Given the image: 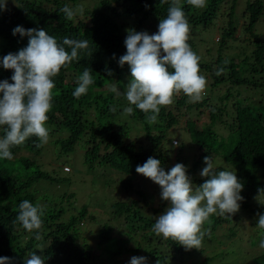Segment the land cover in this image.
<instances>
[{
  "label": "trees",
  "instance_id": "16d2710c",
  "mask_svg": "<svg viewBox=\"0 0 264 264\" xmlns=\"http://www.w3.org/2000/svg\"><path fill=\"white\" fill-rule=\"evenodd\" d=\"M78 1L8 0L6 10L0 11V62L7 54H15L27 47V36L22 38L19 34H12L17 26L25 30L41 26L58 43H62L66 37L88 40L89 48L82 50L77 60L62 68L53 78V106L48 113L46 127L64 134L63 138L52 141V145L58 148L55 157L65 156L69 150L78 146L82 150V161L88 167H93L91 164L95 161L97 167L106 165L120 174L117 181L109 182H113V186H121L127 191L126 194L134 192L137 198L130 202L110 201V212L104 215L110 221L103 222L101 228L96 225L100 222L99 218L85 204L69 214V206L61 199L69 195H51L50 191L41 190L51 184L58 186L59 181L67 183L69 178H58L55 173L52 174L53 169L46 168V164L38 160L41 146L37 147V144L40 142L34 136L29 137L24 144L10 149L14 159H0V257L11 258V264H25L28 253L34 252L40 256L39 252L47 245H54L55 250L51 254L61 253L59 264L61 258V264H95L93 262L98 259L102 261V254L105 260L100 264H119L123 252L131 250L136 253L144 242L146 256L154 264H209L220 254L224 257V252L233 255L234 251L228 247L223 251L219 249L211 257H204L200 262L198 256L203 252L202 249L185 250L171 239L156 236L152 226L156 215L162 211L152 201L158 195L161 206L165 204L166 201L161 199V189L157 185L160 191L153 195L144 194L138 186L134 188L132 180L137 175L135 169L138 165L142 166L149 157L159 160L166 173L171 169L169 154L166 152V144L171 143L169 130L178 127L184 116L190 120L185 124L192 128L190 144L194 151V154L192 152L188 155L192 157V162L186 175L195 187L204 183L206 178H202L200 173L206 167V156L212 157L215 172L235 171L238 181L243 185L240 192L243 200L239 209L251 220L254 232L252 242L254 246H259L261 239H264V230L257 227V220L258 214H264V205L252 207L249 201L250 197L264 194L259 191L264 189V102L261 99L264 96V38L253 29L259 16L264 13L262 1H245L242 12L247 15V21L242 26L243 32L250 37V48L248 55L243 54L242 59L238 60L237 56L223 53L228 39L237 40L232 19L234 0L226 11V27L215 40L210 37L205 40L203 35L212 26L217 9L225 0H206L203 9L193 8L186 0H181L182 10L190 25L188 43L200 57V74L206 78L207 85L199 102H189L183 93L174 96L173 104L161 107L155 123H149L145 114L135 108L131 115L124 113L123 109L128 104L123 93L130 80V69L127 64L121 68L118 61L126 53L124 41L127 31L155 34L160 19L166 18L172 0H91L92 7L89 9L78 6ZM69 2L74 8L68 5ZM65 5L77 10V15L71 21L60 11ZM79 9H83L82 13ZM194 35L200 38L199 44L192 38ZM209 40L214 44L212 50L211 44H205ZM199 46L204 51H198ZM224 61L228 63L225 65ZM220 67L226 71L217 76L215 71ZM85 68L91 70L94 83L89 86L86 94L77 99L73 92ZM109 72L112 74L108 75ZM111 83L116 84L121 95L110 90ZM122 89L125 91L122 92ZM247 89L261 92L256 93L257 97H241V91ZM132 124L139 127L141 136L130 134ZM3 135L4 129L0 127V138ZM181 150L179 145L174 154L175 165L187 163L188 157L185 158ZM48 154L45 153V156L50 157ZM62 170L69 169L64 166ZM40 190L45 195L35 194ZM23 200L34 205L39 202L45 206L43 224L39 230L43 236L42 241H36L32 233L26 232L15 222L19 204ZM86 218L90 220L87 223L93 222L90 225L96 228L97 239L95 235L90 236V239L95 249H101L99 255H91L90 250L85 248L88 231L79 227ZM209 219L211 224L205 222L202 227V231L207 229L202 243H206L213 252L217 244L225 245L229 240L233 245L238 242L235 238L237 227L232 226L237 225L242 217L238 214L231 218L213 215ZM113 221L114 225L117 223L116 227ZM83 230L85 233H82ZM215 230L221 233L223 239H216ZM129 241L134 243L132 249L128 247ZM38 244L42 248H38ZM71 246L78 249L76 256L70 255L74 253ZM243 254L247 256L245 251ZM218 264L230 263L220 261ZM250 264H264V249L260 248L250 258Z\"/></svg>",
  "mask_w": 264,
  "mask_h": 264
},
{
  "label": "clouds",
  "instance_id": "9594fccd",
  "mask_svg": "<svg viewBox=\"0 0 264 264\" xmlns=\"http://www.w3.org/2000/svg\"><path fill=\"white\" fill-rule=\"evenodd\" d=\"M196 9L206 7V0H186ZM8 0H0V11L6 10ZM65 18L73 20L77 10L65 5L60 9ZM82 13L83 9H79ZM13 36H27V47L17 53H9L2 59V67L12 70V83L0 81V127L4 135L0 138V159H14L10 149L25 143L29 137L39 140L37 147L49 141V129L46 127L48 113L52 109L53 89L56 77L62 68L78 59L82 50L89 48L86 39L64 38L58 43L43 29H27L17 26ZM190 25L182 10L181 0H172L167 16L160 19L158 30L149 35L146 31L128 30L124 41L126 53L119 58L122 68L130 69V80L123 95L128 106L124 113L131 115L134 108L145 114L149 123L157 121L161 107L173 104L174 96L183 93L189 102H199L206 89V78L200 74V57L192 50L189 41ZM70 52L66 50V47ZM228 61H224L226 65ZM226 69L217 68L215 75H222ZM112 73L109 72L108 75ZM94 83L91 70L85 68L78 77L73 92L75 98L86 94ZM110 90L121 95L116 84L111 83ZM113 111L115 109H112ZM175 146H179L178 144ZM204 167L200 173L205 182L193 186L187 168L180 163L167 173L159 160L149 157L142 166H137V174L151 180L161 189V199L169 202V207L155 219L152 231L165 240L171 239L185 250L199 249L205 232V222L211 224L210 216L231 218L240 208L243 197L240 192L243 185L238 181L235 171L213 170L212 157L204 158ZM264 192V189L259 190ZM45 206L28 200L19 204L16 221L36 241H42L40 233ZM257 227L264 230V214H258ZM264 249V239L260 241ZM38 248L42 245L38 244ZM0 264H11V258L0 257ZM25 264H45L41 256L28 253ZM130 264H147V257H132Z\"/></svg>",
  "mask_w": 264,
  "mask_h": 264
},
{
  "label": "rangeland",
  "instance_id": "374dc122",
  "mask_svg": "<svg viewBox=\"0 0 264 264\" xmlns=\"http://www.w3.org/2000/svg\"><path fill=\"white\" fill-rule=\"evenodd\" d=\"M231 1L232 0H225L224 3L220 4V6L217 9V16L215 18V21L213 22L212 26H210L203 35V38L205 40H208L209 37L210 39L212 38V40L217 39L220 31L226 27V19H227L226 11L228 6L232 4ZM245 1L247 0H234L235 4L233 6L232 19L235 22L234 23L236 28L235 37H237V40L233 41L228 39V43H227L228 45H226V47L223 49V53H226L227 55L237 56L238 60L242 59L243 54L248 55V48H250V46H248L250 45V37L248 36V34L243 32V26H242L247 21V15L242 12L245 6ZM261 1L264 4V0ZM68 5L74 8V6H72L70 2ZM79 5H81V7L84 6V8L89 9L92 7V2L91 0H80L78 1V6ZM39 29H43V27L40 26L37 30ZM253 29L254 32L259 34L261 38H264V13H262L259 16V19L255 23ZM43 30H45L46 33L49 34L50 36L52 35L46 29ZM192 38H194L195 43L199 44L198 39L200 38L197 39L196 35H194ZM205 44L207 46L210 45L211 44L210 40L208 43L205 41ZM207 46H205V48H208ZM210 46H211V50L214 49V44H211ZM198 51H204V49H202V46L198 47ZM0 66L2 68L0 69V81L7 80L11 84L12 83L11 77L13 75V71L5 70L2 67V65ZM124 91L125 89H122V92ZM241 92H242L240 94L241 97L249 98L248 96L257 97L256 93H260L261 91L247 89ZM254 99L256 100V98ZM261 99L264 102V96H261ZM187 121L190 120L184 116L179 124L180 127L178 126L169 130L171 131L170 132L171 136L169 135L171 143L170 145L166 144V147H168L166 152H168L169 154L168 162H169V167L171 166L170 168L175 166L174 154L175 152H177L178 149V147L175 145L177 144L180 145V147L182 148L181 152L185 156V158L188 157V155L192 152L194 154V151L192 150L193 148H191L192 146L190 144L192 128L188 124H185ZM153 132L154 131H152V133ZM49 133H50L49 141L47 144L41 145L40 148L41 154L38 160H40V162L43 165L46 164L45 165L46 168L50 167L51 169H53L54 172L52 174L55 173V175H57L58 178L62 176H66L69 178V181L67 183L66 182L62 183L61 181H59L57 182L59 183L58 186H56L55 184H51L50 187L47 185L48 188L41 190L45 192L50 191L51 195L58 194L59 196H61L62 193H64L63 195H69V197H67L66 199L61 198L62 200L64 199L65 200L64 203H66L69 206L68 207V211H70L68 212L69 214H71L72 212H76L77 208L85 204L89 207L91 211L93 210L94 215L99 218L100 222L96 223V225H98V227L101 228L100 226L103 222L109 223L110 221L109 219H107V217L104 216L105 214H108L110 212L109 209L110 201L125 200V202H130V200H134L135 198H137L134 192H129L128 194H126L127 191L121 188V186H119L118 184L113 186L112 185L113 182L112 183L109 182L114 180L117 181V178L120 177V174L112 171L106 165L104 166L101 165L100 167H97L95 166L96 165V161H95L94 163L91 164L93 167L91 168L88 167L86 163L82 161V153H81L82 150L78 148V146H75L71 150H69V152H67V155L61 156L60 158L56 159L55 155L58 153V148L55 145H52V141H54V139L56 138H63L62 136L64 134L59 133L51 128L49 129ZM136 133L141 136L142 131L139 129L137 125L132 124L130 129V134H136ZM22 152L24 151H21L20 153ZM45 153H49L48 155H50V157L49 156L47 157V155L45 156ZM191 162H192V157L191 158L188 157L187 163L184 164V166L188 169ZM64 166L67 167L69 170L68 171L62 170V167ZM44 168L43 170L46 169ZM61 170L63 171V173L61 172ZM132 181L135 184L134 188H136L137 186L140 187L141 191L144 194L152 193L154 195L156 191L157 192L160 191L157 190L156 184L154 186V183L151 180L143 177L142 175L137 174ZM41 190L36 192L35 194L40 195L42 193ZM56 199L54 200V202H56ZM153 199L154 200L152 201V203L157 204V206L156 205L155 206L158 209L160 208L162 212H165V210L169 207V202L167 201L163 206H161V201L158 195H155ZM104 201L106 202L103 203ZM137 202L141 204L138 200ZM249 202L251 203L252 207H258L260 205H264V194H260V196H253L252 198L250 197ZM162 212H158L156 217L162 215L163 214ZM236 214H238L240 218L242 217L241 221L238 222L237 225L232 226V227H237V235H235V238L238 242L235 245H233V243L229 240L230 239L229 237L227 240H225V242L229 240L225 245L217 244L216 246L217 249H215L214 252L209 248V246L205 245L206 243L203 244L204 243L203 242L201 247L199 248L203 250V252L198 256V260L200 262L203 260L204 257H211L212 254L218 252L219 249L223 251L226 250L225 248L231 247L232 251H234L233 255L224 252L223 253L224 257H222L220 254L218 257L214 258V260L209 264H218L220 261L228 262L230 264H238V263L250 264V258L254 254L258 253L260 247L258 245L257 246L253 245L254 241L252 242L253 237L251 236L254 235V232L252 229L253 227L251 226V220H248L245 217L244 213L242 211L240 212V209ZM87 220L90 221L89 218H86V220H82L81 221L82 223H80L81 225L79 227V229H81L82 227L85 228L86 231H88V234L85 236L87 241L86 242L87 244H85V248L90 250L91 255L93 254L99 255L100 254L99 251L101 249H95L93 241L90 239V236L92 237L94 235L97 239L98 234L95 230L96 228L90 225V223L93 222H90L88 224ZM112 224L114 227H116L117 225V223L114 225V221L112 222ZM205 230L207 231V229H204L203 231ZM215 232L217 231L215 230ZM82 233H85V231L83 230ZM112 235H114V233L111 234L110 236ZM215 237L216 239L219 240L223 239L220 232H217L215 234ZM96 239L94 240L96 241ZM251 242L253 246L251 245ZM129 243L130 244L128 245V247L129 249H132L134 243L132 241H129ZM207 244L210 243L207 242ZM245 244L248 246L245 247L246 249L244 248ZM145 245L146 244L144 242V244L139 246L140 249L139 251L137 250L136 253H133V251L131 250L127 252H123L119 257V264H130V260L132 257H141V256L147 257L146 252L144 251ZM161 247H163V245H161ZM71 248L74 249V253L70 255L76 256L78 254V249L76 248V246H71ZM54 250H55L54 245H47V247L44 250H42L41 252L38 251L39 255L44 259L45 264H59L58 262L61 253L59 252L56 255H52L51 252H53ZM67 250L69 251L70 249L68 248ZM244 251L247 256L243 254ZM27 258L28 255L26 259ZM104 260H105V256L102 254V261ZM61 262H63L62 258H61ZM101 262L98 259L93 263L100 264ZM147 264H154V263L147 258Z\"/></svg>",
  "mask_w": 264,
  "mask_h": 264
}]
</instances>
